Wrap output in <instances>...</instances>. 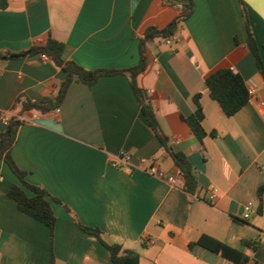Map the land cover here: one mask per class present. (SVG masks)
Here are the masks:
<instances>
[{
  "label": "crops",
  "instance_id": "crops-1",
  "mask_svg": "<svg viewBox=\"0 0 264 264\" xmlns=\"http://www.w3.org/2000/svg\"><path fill=\"white\" fill-rule=\"evenodd\" d=\"M264 65V0H244ZM181 14L168 0H0V52H22L49 37L65 44L63 57L94 70L138 64L149 27L165 28ZM172 45L146 43L147 66L137 85L147 95L174 151L195 167L198 187L184 178L142 113L126 75L95 84L74 81L59 107L21 113L17 99L54 97L66 73L49 58L0 56V132L4 119L20 117L11 154L27 182L44 188L56 216L48 226L21 212L8 191L20 184L0 161V264H114L97 236L140 254V264H238L200 244L209 237L264 264V77L249 46L239 0H194ZM221 68L238 72L256 96L227 116L210 96L206 78ZM200 95L199 140L184 117ZM215 132V136L210 133ZM130 152L133 162L153 159L177 178L166 180L132 168L116 169L109 157ZM28 194L31 193L28 191ZM247 207L252 214L244 218ZM243 241L258 243L256 250Z\"/></svg>",
  "mask_w": 264,
  "mask_h": 264
},
{
  "label": "trees",
  "instance_id": "trees-1",
  "mask_svg": "<svg viewBox=\"0 0 264 264\" xmlns=\"http://www.w3.org/2000/svg\"><path fill=\"white\" fill-rule=\"evenodd\" d=\"M173 5H181V14L165 28L158 29L156 27H149L145 30L143 38L140 42V58L136 66L127 69H106L99 68L88 70L74 61L65 60L63 57L65 52V44L49 37L47 42L43 45H36L28 50L17 53H3L0 52L1 57L9 58H24L27 56H35L45 54L48 56L56 66L63 69L66 73L65 80L60 83L57 94L54 97H45L40 102H32L27 99H17L15 106H21V113L26 111H35L39 114H47L59 108L66 96L68 87L74 81L87 84L89 86L95 84L103 76L112 75H126L129 78L131 88L133 89L137 100L141 106L143 115L145 116L149 126L160 140L163 148L168 155L173 159L175 164L180 169L184 178L183 190L188 193H194L198 187V176L195 167L188 160L187 155L180 151H174L168 145V138L163 133L160 124L157 120L155 111L151 104L145 99L144 92L137 85V77L145 70L147 60L145 56L146 43L155 38L166 39L175 34L179 23L186 20L193 12L194 0H186L188 7L183 6V0H168ZM241 10L245 19L246 28L248 32L249 46L256 58V63L259 71L264 77V65L259 53V46L254 39L251 27L248 21L247 9L244 0H239ZM264 49V44H263ZM206 85L210 91V96L217 101L222 110L227 116H233L240 111L249 101V93L247 84L242 76L232 68H221L211 73L206 78ZM200 95L194 97L196 103V110L193 114L184 117V121L188 124L193 134L199 139L203 140L208 133L203 127L204 112L200 104ZM24 123L20 117L12 116L8 118L5 129L0 132V161L3 160L11 169L13 174L18 178L20 184L13 185L9 191L8 196L16 203L17 208L27 215L35 218L46 224L50 230L51 236L54 235L56 225V216L51 205V198L47 191L37 185H33L26 180V171L20 169L12 157L11 150L15 143L19 127ZM215 136V132L210 133ZM28 191L31 195L28 194ZM264 186L259 188L258 196L262 203V195ZM80 227L87 233L94 234L98 237L100 242L109 250L111 260L114 264H140V254L133 250L124 249L121 244L107 243L102 238V232L98 228L86 227L79 224ZM198 244L216 252L224 257L235 261L238 264H249L250 257L234 250L225 244L218 242L209 237H202ZM243 244L250 246L256 250L258 243H251L243 241ZM51 264H55V259L52 257ZM252 264H260L253 262Z\"/></svg>",
  "mask_w": 264,
  "mask_h": 264
},
{
  "label": "built area",
  "instance_id": "built-area-1",
  "mask_svg": "<svg viewBox=\"0 0 264 264\" xmlns=\"http://www.w3.org/2000/svg\"><path fill=\"white\" fill-rule=\"evenodd\" d=\"M181 6V5H180ZM181 41V37L177 35H172L168 38H166L165 43L167 45H172L175 42ZM43 60H48L49 57L46 56L45 54H42L40 56ZM248 88V93H249V100H253L256 96V86L249 85L247 86ZM55 112H59V108L55 110ZM8 119H4V124L6 126ZM109 163L113 168L116 169H124V168H136L140 169L147 174L166 180L171 186L175 187L177 184V178L175 176L167 174L164 170L160 169L153 159L150 158H140L137 163L133 162V156L130 152H122L121 154L118 155H112L109 157ZM179 175L182 176V173ZM252 214V209L251 207H247L246 213L244 214V218H249Z\"/></svg>",
  "mask_w": 264,
  "mask_h": 264
},
{
  "label": "water",
  "instance_id": "water-1",
  "mask_svg": "<svg viewBox=\"0 0 264 264\" xmlns=\"http://www.w3.org/2000/svg\"><path fill=\"white\" fill-rule=\"evenodd\" d=\"M182 3H183V6H184L185 8H187V7H188L186 0H183V1H182ZM145 98H147V95H146V93H145Z\"/></svg>",
  "mask_w": 264,
  "mask_h": 264
}]
</instances>
